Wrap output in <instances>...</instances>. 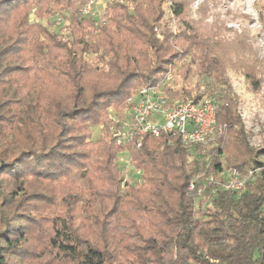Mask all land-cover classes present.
Listing matches in <instances>:
<instances>
[{
	"label": "trees",
	"instance_id": "trees-1",
	"mask_svg": "<svg viewBox=\"0 0 264 264\" xmlns=\"http://www.w3.org/2000/svg\"><path fill=\"white\" fill-rule=\"evenodd\" d=\"M87 1L0 0V264L26 263L41 212L28 207L50 194L66 204L51 216L41 256L59 264H264V150L228 138L241 118L220 60L196 35L182 37L203 86L197 98L215 99V144L161 134L117 145L110 108L118 116L134 90L165 77L181 58L179 34L163 29L166 0L108 1L100 24L80 13ZM51 3L72 7L56 13L67 37L41 22L55 14ZM96 126L106 136L90 147ZM233 145L229 165L259 169L240 196L223 186L221 158ZM120 154L143 170L141 183L123 186Z\"/></svg>",
	"mask_w": 264,
	"mask_h": 264
},
{
	"label": "rangeland",
	"instance_id": "rangeland-1",
	"mask_svg": "<svg viewBox=\"0 0 264 264\" xmlns=\"http://www.w3.org/2000/svg\"><path fill=\"white\" fill-rule=\"evenodd\" d=\"M104 1L107 2V6L108 1L112 0ZM176 1L185 6L181 15L173 13L168 0L164 2L162 9L163 29L169 28V31L179 34L178 41L177 43L175 41L173 46L181 55V58L177 59L169 68V72L173 73L171 81L173 87L168 90L169 95L174 100H181L189 96H200V92L203 91L200 77L196 74V67L190 64L191 55L184 51L189 42L185 39L184 42L182 39L186 35H196L224 66L226 76L237 98V112L241 118V124L232 130L233 132L228 138H241L242 143H240L244 149L246 148L247 153L253 154L264 150V0ZM47 5L52 11H55V14L47 19H42L41 22L46 25L50 19L51 27L60 35L67 37V31L63 29L65 21H59L56 13L66 10L70 14L72 7L67 6L63 9V7H59L61 5L53 3L45 4V6ZM32 6L34 7V5ZM187 66H191V71L187 70ZM133 92L135 93V90ZM122 105L118 107L121 109L118 116H121L125 110V106ZM114 110L115 107L110 108L108 117L110 114L115 116ZM116 120H112L110 123L114 126L117 124ZM100 128L101 126L94 127L93 141L90 143V147L100 134L106 136ZM221 132L215 137L211 146L219 139ZM210 145L208 147H211ZM236 151L237 148L233 145L232 148L226 150L225 156L221 158L225 170L233 168L228 164L227 158ZM251 166L245 168L244 174L239 172L241 176L250 181L254 180L259 172V169H251ZM226 174L225 171L223 175ZM49 186L52 193L63 194L57 184L51 183ZM62 188L66 190L68 186L64 185ZM65 204V201L62 202L50 194L49 197L45 196L41 201L32 202L29 205L28 208L31 210L40 208L41 212L34 213L37 219L31 223L32 230L29 233V249L31 251L29 250L26 263L23 264H59V261L52 256L42 257L41 254L43 245H45L44 231L50 228L54 221L51 216L61 213Z\"/></svg>",
	"mask_w": 264,
	"mask_h": 264
},
{
	"label": "built area",
	"instance_id": "built-area-1",
	"mask_svg": "<svg viewBox=\"0 0 264 264\" xmlns=\"http://www.w3.org/2000/svg\"><path fill=\"white\" fill-rule=\"evenodd\" d=\"M80 13L94 18L96 24L105 23L106 2L88 0L80 8ZM56 17L62 20L61 14ZM172 80L173 73L168 72L158 84L139 88L128 98L121 116L109 115L111 120L117 119L114 130L117 145L140 147L145 136L166 134L179 136L186 145L207 146L223 130L217 121L213 97L190 96L174 100L168 93L173 87ZM119 161L123 167V186L143 181V170L132 167L124 154L119 155ZM226 172L224 188L242 195L247 189L248 178L241 176L235 168ZM189 189H197L194 181ZM198 193H202V188H198Z\"/></svg>",
	"mask_w": 264,
	"mask_h": 264
}]
</instances>
